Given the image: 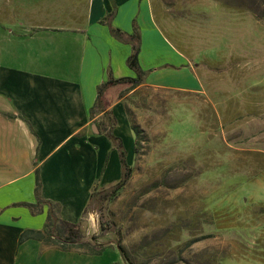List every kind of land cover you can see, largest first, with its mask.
Listing matches in <instances>:
<instances>
[{
  "label": "rangeland",
  "instance_id": "374dc122",
  "mask_svg": "<svg viewBox=\"0 0 264 264\" xmlns=\"http://www.w3.org/2000/svg\"><path fill=\"white\" fill-rule=\"evenodd\" d=\"M150 1L165 36L196 63L203 92L104 90L102 107L123 98L130 130L137 126L143 141L134 156L131 131L129 182L102 212L86 214L95 217L99 242L114 250L88 264H127L118 242L130 264H264L241 258L264 249V218L248 211L264 204V0ZM49 2L0 0V6L46 10L39 23L53 25L63 9L54 5L49 15ZM201 208L242 217L220 229L225 218L219 228L196 220ZM224 254L231 256L219 262Z\"/></svg>",
  "mask_w": 264,
  "mask_h": 264
},
{
  "label": "crops",
  "instance_id": "0c3cea01",
  "mask_svg": "<svg viewBox=\"0 0 264 264\" xmlns=\"http://www.w3.org/2000/svg\"><path fill=\"white\" fill-rule=\"evenodd\" d=\"M57 1L46 7L49 15L54 5L63 9L53 14L58 16L53 25H40L43 9L0 6V264H88L98 257L32 239L20 242L23 231L43 228L46 208L33 216L14 205L35 202L38 169L42 198L60 205L64 221L83 219L86 236L97 233L95 217L83 214L91 190L117 182L121 166L96 124L111 110L117 121L114 134L125 149L126 139H133L123 98L90 112L99 85L110 78L134 77L126 64L131 46L115 38L111 27L139 34L138 60L145 73L141 86L203 92L196 65L157 25L150 0ZM123 90L111 86L106 94Z\"/></svg>",
  "mask_w": 264,
  "mask_h": 264
},
{
  "label": "trees",
  "instance_id": "16d2710c",
  "mask_svg": "<svg viewBox=\"0 0 264 264\" xmlns=\"http://www.w3.org/2000/svg\"><path fill=\"white\" fill-rule=\"evenodd\" d=\"M109 23V22H108ZM110 32L112 35L124 41L131 46V53L126 60V64L128 68L134 73V77H123L119 79H108L106 82L102 83L97 87V101L94 107L91 109V115L94 113L103 111L105 108L102 107L101 98L103 96L104 90L111 86H125L122 93H131L138 87L143 84L144 79V71L141 69L138 56L140 52V37L137 32H133L131 35H126L122 31L110 28ZM175 47V46H174ZM176 48V47H175ZM181 53L185 54L182 50L176 48ZM196 64V63H195ZM124 106V105H123ZM102 120L100 123L96 124V128L100 134H103L106 138H108L112 144V147L117 151L119 156V162L121 166V175L117 182L108 185L106 187H100L98 185L94 186L91 190L90 197L88 200V204L86 209L84 210V216L87 213L97 212L100 213L103 210L104 204L111 199L117 197L118 193L125 187V185L129 182L132 175V168L127 163L126 159V151L124 148V144L121 138L117 137L114 134V129L116 127L117 121L113 115L111 110L105 111L102 115ZM131 131L134 134V148L133 155L137 153V146L140 144L143 139L140 137V131L137 126L134 124L131 125ZM35 175V184H34V203H19L14 206L25 207L29 210V212L35 216L42 214L44 208H46V217L43 228L40 231L37 230H25L20 235L19 241L23 242L26 240H37L46 246H53L58 248L61 251L69 252L76 251L89 256H100L107 249V245L101 244L99 242L100 236L92 235L89 239L86 238L85 232L82 228L83 219L78 221L76 224H71L64 221L60 215V205L50 200H45L41 196V181L39 176L38 169L34 172ZM249 213L254 218H260L261 220L264 218V204H260L257 206H251L248 208ZM209 218L210 221L207 222L204 218ZM242 216L237 211H230L225 213H212L201 208L196 213V220H199L202 224H214L218 228L219 220L221 218H225L226 221L223 223V227L220 229H225L228 226L226 224L234 222L235 219H240ZM204 220V221H203ZM229 221V222H228ZM224 222V221H223ZM227 222V223H226ZM264 222V220H263ZM231 227V225L229 226ZM101 233L104 231L103 223L100 222ZM259 247V246H258ZM117 250L121 257L127 264L129 263L128 257L121 247V244L117 243ZM261 252V253H260ZM260 252L255 249L250 251L251 255L244 254L241 258H253L259 259L264 262L262 256H264V249L262 246V250ZM231 254H224L222 257L218 259L221 262L224 258L230 257ZM249 256V257H247Z\"/></svg>",
  "mask_w": 264,
  "mask_h": 264
}]
</instances>
